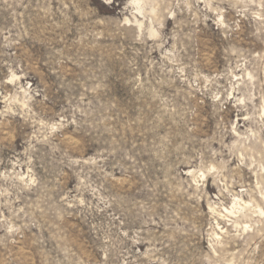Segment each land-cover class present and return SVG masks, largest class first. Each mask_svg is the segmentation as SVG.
<instances>
[{
  "label": "rangeland",
  "instance_id": "obj_1",
  "mask_svg": "<svg viewBox=\"0 0 264 264\" xmlns=\"http://www.w3.org/2000/svg\"><path fill=\"white\" fill-rule=\"evenodd\" d=\"M0 264H264V0H0Z\"/></svg>",
  "mask_w": 264,
  "mask_h": 264
}]
</instances>
